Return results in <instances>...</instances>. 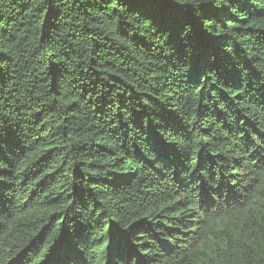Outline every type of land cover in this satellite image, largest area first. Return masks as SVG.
<instances>
[{
  "label": "trees",
  "instance_id": "16d2710c",
  "mask_svg": "<svg viewBox=\"0 0 264 264\" xmlns=\"http://www.w3.org/2000/svg\"><path fill=\"white\" fill-rule=\"evenodd\" d=\"M0 264H264V0H0Z\"/></svg>",
  "mask_w": 264,
  "mask_h": 264
}]
</instances>
